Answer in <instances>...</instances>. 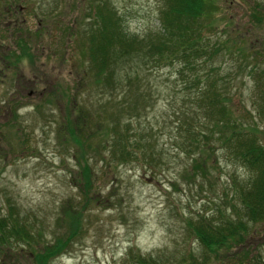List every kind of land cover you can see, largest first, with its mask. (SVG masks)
Masks as SVG:
<instances>
[{
	"label": "rangeland",
	"instance_id": "obj_1",
	"mask_svg": "<svg viewBox=\"0 0 264 264\" xmlns=\"http://www.w3.org/2000/svg\"><path fill=\"white\" fill-rule=\"evenodd\" d=\"M89 1L0 0V217L11 211L33 232L39 229L43 242H33L34 249L77 229L71 242L47 264H127L130 252L150 255L159 264L181 259L186 264H230L246 254L251 262L259 259L262 264L264 220L245 222L243 242L217 253L205 250L189 232V220L217 216L219 209L222 217L236 218L230 205H239L228 185L231 177L240 180L246 170L222 150L215 152L214 163L206 150L207 173L188 175L190 159L176 143L182 142L185 149L193 147L187 145L188 133L176 129V124L192 121L194 129H203L205 121L197 112L195 93L183 88L176 67L140 74L148 102L129 117L135 126L148 129L143 133L150 135L153 156L147 164L133 159L108 164L94 160L99 157L94 158V153L104 149L99 147L105 140L104 130L89 131L88 123L80 119V125L76 116L85 119L87 112L93 117L104 110L107 115L114 113V107L123 106L118 99L125 87L110 100L115 105L99 107L105 99L94 94L96 77L88 69L83 40ZM104 1L116 10L128 35H146L157 26L159 0ZM263 2L215 0L214 17L216 34L228 35L229 51L218 60L227 74L235 76L230 103L255 126L264 144V124L250 103L253 81L248 73L255 65V52L264 49V24L255 22V4L262 8ZM258 57H263L259 58L263 66L264 53ZM125 67L117 68L122 78L131 71ZM103 113V118L94 119L95 129L103 119L110 121ZM67 120L89 136L74 131L81 140L74 143L66 130ZM80 153L93 167L89 194L79 178ZM93 196L95 200L85 204L84 199ZM74 210L79 211L76 222L67 213ZM237 217L241 218L240 212ZM20 245L2 248L0 264H33L32 253L17 251Z\"/></svg>",
	"mask_w": 264,
	"mask_h": 264
},
{
	"label": "trees",
	"instance_id": "obj_2",
	"mask_svg": "<svg viewBox=\"0 0 264 264\" xmlns=\"http://www.w3.org/2000/svg\"><path fill=\"white\" fill-rule=\"evenodd\" d=\"M262 5L264 6V2ZM263 6L261 8L255 4V13L258 14L255 15L256 23L264 24V15H260L261 12L264 13ZM216 9L215 0H159L157 26L154 31L142 36H131L123 30L120 16L106 1L90 0L88 2L90 11L83 27V40L86 42L88 69L94 70L96 77L97 86H94V94L99 93L100 100L105 99L99 101V107L113 106L116 103L110 100L125 87L118 99L123 106L114 107L115 112L108 115L104 110V113L100 114L95 112L93 117L87 112L84 115L85 119L76 116V122L80 125V119L84 125L88 123L87 130L89 128H93L95 132H98L99 128L104 130L105 140L99 146L104 149L94 153V158L99 156L94 160L108 164L133 159L146 165L147 158L153 156V143L151 138H148L150 135L143 133L148 129L143 125L141 128L135 126L129 117L138 113L148 102L140 74L142 70L154 71L166 66L176 67L183 88L195 93L199 106L197 112H201L200 118L205 121L202 124L203 129H194L192 121L190 124H176V129H183L184 135L188 133L190 143L187 145L193 147L191 149L187 146L185 149L182 142L176 143L179 150L190 159L188 175L194 177L204 175L203 172L207 173L206 164L209 158L203 154L207 151L212 153L211 161L215 160L216 163L217 150H222L227 159L238 162L239 166L246 170L243 178L237 180L231 177L228 185L231 188V196L239 205L237 208L230 205L235 219L222 217L220 215L222 210L219 209L218 215L214 216L216 218L202 216L193 222L191 220L187 222L189 232L205 250L212 253L243 242L245 222L264 220V144L259 141L255 126L251 127L246 119L241 118L236 106L230 103L231 89H236L231 84L235 76L227 74L222 61L218 60V56L222 57L224 52L229 51V46L228 35L215 32V28L218 27L214 17ZM223 29H226V26H223ZM217 35H222L223 38ZM259 52L263 54L264 49L256 51V57ZM256 57L255 65L248 71L253 81L250 103L255 116L264 124V65L261 66L262 62L259 59L263 57ZM124 64L125 68L131 71L130 74L125 73L122 78L117 68L122 69ZM145 79L148 84L150 80L146 77ZM106 87L107 89L103 90ZM71 101L73 103V100ZM102 113L110 121L103 119L102 125L97 124L95 129L94 119L103 118ZM125 113V117L122 118ZM66 125L70 139L76 144L81 140L74 135V131L89 136L75 122L72 125L71 121L67 120ZM91 132L93 134V130ZM78 160L79 178L89 194L93 187V167L90 166L88 157L81 153ZM90 199L95 200L94 196L86 197L85 204ZM64 209L66 208L63 207ZM239 212L241 218L237 217ZM67 213H71L76 222L74 216L79 211ZM11 214L9 211L0 217V251H3L2 248L11 247V244L19 243L21 245L17 251L22 254V250L27 249L32 253L33 264H47L53 256L62 252L63 247L71 242V237L78 231L69 230L63 233L64 237L61 234L56 235L50 244L44 243L40 248L34 249L33 242L36 244L43 242L41 232L39 229L33 232L31 225ZM129 256L130 262L127 264H159L150 255L130 252ZM258 260L251 262L246 254L241 258L236 257L230 264H261ZM173 264H186V260L181 259Z\"/></svg>",
	"mask_w": 264,
	"mask_h": 264
}]
</instances>
